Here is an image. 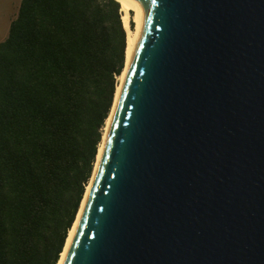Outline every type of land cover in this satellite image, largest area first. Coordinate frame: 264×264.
I'll return each mask as SVG.
<instances>
[{
	"label": "water",
	"instance_id": "water-1",
	"mask_svg": "<svg viewBox=\"0 0 264 264\" xmlns=\"http://www.w3.org/2000/svg\"><path fill=\"white\" fill-rule=\"evenodd\" d=\"M118 1L140 32L63 264H264V0Z\"/></svg>",
	"mask_w": 264,
	"mask_h": 264
},
{
	"label": "trees",
	"instance_id": "trees-1",
	"mask_svg": "<svg viewBox=\"0 0 264 264\" xmlns=\"http://www.w3.org/2000/svg\"><path fill=\"white\" fill-rule=\"evenodd\" d=\"M121 5L22 0L0 42V264L61 259L126 66Z\"/></svg>",
	"mask_w": 264,
	"mask_h": 264
},
{
	"label": "bare ground",
	"instance_id": "bare-ground-1",
	"mask_svg": "<svg viewBox=\"0 0 264 264\" xmlns=\"http://www.w3.org/2000/svg\"><path fill=\"white\" fill-rule=\"evenodd\" d=\"M120 3L122 4L123 23H124L125 28H126V30L128 32V35H127L126 66H125V69H124V71L122 73V76L120 78V82H119L118 87H117L114 106H113L111 114H110V116H109V118L107 120V125L105 127V133H104L102 144H101L100 149H99L96 165H97V162H98V159H99L102 147H103V143H104L105 135H106V132H107V128H108L112 113H113L115 105H116V101H117V98H118V95H119V91H120V88L122 86V83H123V80H124V77H125V74H126V71H127V68H128V64H129L130 57H131V54H132V51H133V48H134V44H135V42H136V40L138 38L139 32H140L141 16H140L139 12L137 10L131 9L130 7H128L125 4H123L122 2H120ZM131 21H133L134 24H135L134 30L131 29ZM96 165H95V169H96ZM94 172H95V170H94ZM93 175H94V173H93ZM92 179H93V176H92ZM92 179H91V181H90V183H89V185L87 187V191H86L84 200L82 202L80 212H79V214L77 216L76 222H75L72 230L69 233V237L67 239L66 246L64 248V251H63V253L61 255V259H60L58 264H63L64 263V260H65V258L67 256L68 252H69V249H70L71 244H72L73 239H74L76 226H77V223H78V221H79V219L81 217V214H82V211H83V207H84V204H85V201H86V198H87V194H88Z\"/></svg>",
	"mask_w": 264,
	"mask_h": 264
},
{
	"label": "rangeland",
	"instance_id": "rangeland-1",
	"mask_svg": "<svg viewBox=\"0 0 264 264\" xmlns=\"http://www.w3.org/2000/svg\"><path fill=\"white\" fill-rule=\"evenodd\" d=\"M12 0H0V42L8 36Z\"/></svg>",
	"mask_w": 264,
	"mask_h": 264
},
{
	"label": "crops",
	"instance_id": "crops-1",
	"mask_svg": "<svg viewBox=\"0 0 264 264\" xmlns=\"http://www.w3.org/2000/svg\"><path fill=\"white\" fill-rule=\"evenodd\" d=\"M12 2H13V4H12L11 10H10V13L11 14H10V16L8 18L9 19L8 20L9 21V29H10V26H11L12 21L16 18L17 14H18V11H19V8H20V5H21L22 0H12ZM8 34H9V31H8Z\"/></svg>",
	"mask_w": 264,
	"mask_h": 264
}]
</instances>
